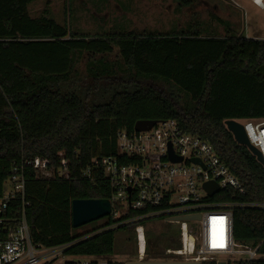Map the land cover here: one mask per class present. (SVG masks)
<instances>
[{
  "label": "trees",
  "instance_id": "trees-1",
  "mask_svg": "<svg viewBox=\"0 0 264 264\" xmlns=\"http://www.w3.org/2000/svg\"><path fill=\"white\" fill-rule=\"evenodd\" d=\"M33 1L0 0V196L16 164L40 158L68 171L67 178H38L26 165L24 211L33 242L68 245L64 254L71 258L95 255L109 264H126L114 257L116 234L145 223L137 219L140 211L107 216L100 226L79 232L72 226L71 202L112 198L100 168L93 166L91 177L83 172L96 158L118 156L119 131L132 132L139 120L174 119L185 132L211 143L239 179L243 192H221L213 199L233 203L235 241H263L264 256V209L240 205L264 202V165L225 125L230 119L264 118V40L231 29L223 37L198 31L82 34L48 15L32 17L28 5ZM115 47L125 69L91 70L83 85L70 90L80 82L78 53L102 55ZM147 79L179 87L193 105L143 83ZM7 212L19 217L21 200L11 202ZM171 244L178 246L175 240ZM162 257L148 238L146 258Z\"/></svg>",
  "mask_w": 264,
  "mask_h": 264
},
{
  "label": "built area",
  "instance_id": "built-area-1",
  "mask_svg": "<svg viewBox=\"0 0 264 264\" xmlns=\"http://www.w3.org/2000/svg\"><path fill=\"white\" fill-rule=\"evenodd\" d=\"M237 121L264 160V118ZM117 148L118 156L96 158L83 172L84 176L91 177L94 166L106 176L112 189L109 216L119 218L125 211L137 210L140 221L161 218L179 227L178 236L172 239L178 246L166 247L162 258L149 260L144 224H138L135 227L138 261L258 264L257 260L264 259L260 252L263 241L257 244L235 241L230 209L233 203L213 199L221 192H243V186L211 143L185 132L174 119H168L156 122L147 131H119ZM171 157L181 160L173 161ZM26 165L34 167L38 178L68 177L67 170L50 167L47 159L35 158L13 167L0 196V264H68L69 261L109 264L108 259L95 255L66 256L68 245L45 247L33 242L24 211ZM207 182L219 186L213 196L204 189ZM17 198L22 202V213L16 218L7 209ZM240 205L264 209V202ZM185 216L199 217L177 220Z\"/></svg>",
  "mask_w": 264,
  "mask_h": 264
},
{
  "label": "rangeland",
  "instance_id": "rangeland-1",
  "mask_svg": "<svg viewBox=\"0 0 264 264\" xmlns=\"http://www.w3.org/2000/svg\"><path fill=\"white\" fill-rule=\"evenodd\" d=\"M181 5L179 0H35L28 5L29 14L32 17L48 15L61 25H66L71 31L89 34L104 35L113 32H126L135 30L138 33H178L200 32L203 36H226L231 33L228 28H216L217 22L214 16L207 12L209 4L219 3L225 13L229 14L230 22L226 26H235L233 33L246 38L264 40V11H259L258 18L253 22H246L245 13L240 6H236L232 0H189ZM223 18L226 14L221 15ZM119 67L125 69L124 62L117 47L108 54L78 53L76 55L75 68L79 71L80 82L71 87L75 91L83 85V79L91 70H111ZM145 84L155 89L170 92L174 98L186 107H191L193 101L189 95L180 92L179 87L162 80L147 79ZM106 222L100 219L86 224L78 229L86 232ZM144 230L146 238L153 240L157 248L162 252L166 247H176L171 244L172 239L179 234L176 224H167L161 218L146 220ZM136 228L132 231H120L116 234L115 260L124 262L138 261ZM131 236V238H130ZM137 250V251H136Z\"/></svg>",
  "mask_w": 264,
  "mask_h": 264
},
{
  "label": "water",
  "instance_id": "water-1",
  "mask_svg": "<svg viewBox=\"0 0 264 264\" xmlns=\"http://www.w3.org/2000/svg\"><path fill=\"white\" fill-rule=\"evenodd\" d=\"M156 120H139L135 123L134 129L136 131H147L151 129ZM227 129L233 134L235 140L246 146L257 158L259 162L264 164V160L260 151L254 147L248 140L243 125L237 120L230 119L225 121ZM173 161H180L181 158L171 157ZM204 189L210 196H213L219 191V186L215 182H207L204 184ZM72 226L73 228H80L91 222L100 220L109 216L112 213L111 199L98 198H84L73 199L71 202ZM199 216H185L177 218V220H191ZM126 264H198V263H183V262H169V261H134Z\"/></svg>",
  "mask_w": 264,
  "mask_h": 264
},
{
  "label": "crops",
  "instance_id": "crops-1",
  "mask_svg": "<svg viewBox=\"0 0 264 264\" xmlns=\"http://www.w3.org/2000/svg\"><path fill=\"white\" fill-rule=\"evenodd\" d=\"M233 3L237 6H240V8L243 9L245 13H248V17L245 18L246 22L250 23L255 21L258 16L256 14L259 13V11H264V0L262 1L263 6H260L255 0H232ZM209 7H207V12H211V14H217V16H214L217 22L216 28L222 27V28H228V29H234L235 26L228 27L225 25V23L230 22V19H234L229 16V14L225 13V11L221 8L220 4L217 2L215 4H209ZM209 12V13H210ZM223 14H226L224 18L221 16Z\"/></svg>",
  "mask_w": 264,
  "mask_h": 264
},
{
  "label": "bare ground",
  "instance_id": "bare-ground-1",
  "mask_svg": "<svg viewBox=\"0 0 264 264\" xmlns=\"http://www.w3.org/2000/svg\"><path fill=\"white\" fill-rule=\"evenodd\" d=\"M256 2H258L260 5L262 4L261 0H255Z\"/></svg>",
  "mask_w": 264,
  "mask_h": 264
}]
</instances>
